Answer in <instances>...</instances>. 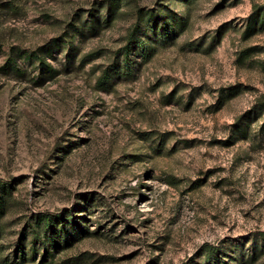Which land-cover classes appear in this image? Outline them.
Here are the masks:
<instances>
[{
    "label": "rangeland",
    "instance_id": "374dc122",
    "mask_svg": "<svg viewBox=\"0 0 264 264\" xmlns=\"http://www.w3.org/2000/svg\"><path fill=\"white\" fill-rule=\"evenodd\" d=\"M110 1L0 0V264H264V0ZM139 9L175 34L102 89ZM59 213L87 230L41 263Z\"/></svg>",
    "mask_w": 264,
    "mask_h": 264
},
{
    "label": "trees",
    "instance_id": "16d2710c",
    "mask_svg": "<svg viewBox=\"0 0 264 264\" xmlns=\"http://www.w3.org/2000/svg\"><path fill=\"white\" fill-rule=\"evenodd\" d=\"M120 0H111L110 6L112 8H117ZM177 25H182V18L178 14H172ZM161 13L159 11L151 9H139L137 12V21L130 27L127 33V50L126 47L122 48L121 51L124 52L123 63L117 64L110 69H105L102 71L100 76H98V85L102 89H108L110 84L113 82L116 73H124L126 71H131L132 62L129 59V53H131L132 48L129 45L130 43H136L137 46L143 47V38L141 36V31L145 36L148 34L147 30L155 33L158 38L171 37L175 34V27L170 23L168 19L160 20L159 17ZM146 21V28L142 26V22ZM91 29L94 26L91 24ZM143 53L146 52L145 48H142ZM32 58V56H30ZM119 59V56L117 57ZM10 63V62H9ZM42 63H45L42 61ZM2 191L8 193L12 189V184L5 183L1 186ZM0 209L4 212V203L0 199ZM44 221V222H43ZM29 227L33 232V238L35 240V245L32 247V251L36 254L38 251V246L41 245L43 248V254L41 256V263L46 262L49 258L55 256V252L63 246H67L71 243L74 237L83 235L87 228L84 227L77 219H71L65 213H59L55 215H37V222L29 223ZM1 235V234H0ZM25 236V232L24 235ZM23 239V238H22ZM41 249V248H40ZM27 251L23 246V240L19 241L15 247L14 261L17 264H20V261H23L27 258ZM37 257V256H36Z\"/></svg>",
    "mask_w": 264,
    "mask_h": 264
}]
</instances>
